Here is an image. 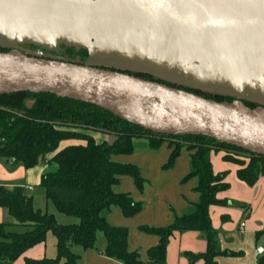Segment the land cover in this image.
<instances>
[{
  "label": "trees",
  "instance_id": "obj_1",
  "mask_svg": "<svg viewBox=\"0 0 264 264\" xmlns=\"http://www.w3.org/2000/svg\"><path fill=\"white\" fill-rule=\"evenodd\" d=\"M8 50L0 48V51ZM118 71L166 83L219 102L236 99L156 79L143 72ZM243 101L250 107L263 105ZM99 135L113 139H99ZM139 137L148 138L153 149H158L164 141H171L174 147L164 165L166 169L175 164L183 148L193 151L191 170L182 181L193 177L198 180L195 191L199 200L194 212L176 216L171 224L164 227H140L141 231L159 237V243L147 250L148 261L166 264L167 246L173 233L194 230L204 234L207 249L204 253L192 254V259H203L204 264H217V257L224 252L212 225L210 207L221 203L217 194L226 190L229 184L224 181L225 173H214L211 152L229 150L248 155L247 165L237 174L249 185H254L260 174L264 175V156L202 135L154 133L92 104L50 93L31 92L0 95V157L14 158L26 169L46 160L54 164L55 169L42 176L40 185L45 189L46 198L60 212L76 217L78 222L60 224L54 214L34 207V198L26 193L24 187L0 185V207L8 210L14 219L13 225L25 228L20 232L11 231L8 229L11 224L0 222V264L14 263L28 249L44 242L49 232L57 240L56 257L26 258V264H77L80 256L73 251V246L84 250L94 248L99 232L105 236V256L124 264H143L139 252L129 249L128 228L111 225L103 215L104 210L113 207H118L126 217H133L143 209V203L129 193L113 189L123 175L131 176L139 190L144 189L146 180L138 166L113 159L115 155L132 154L134 140ZM224 158L244 164L230 153ZM261 260L264 261V257Z\"/></svg>",
  "mask_w": 264,
  "mask_h": 264
},
{
  "label": "crops",
  "instance_id": "obj_2",
  "mask_svg": "<svg viewBox=\"0 0 264 264\" xmlns=\"http://www.w3.org/2000/svg\"><path fill=\"white\" fill-rule=\"evenodd\" d=\"M188 1L193 6L192 13L195 14L193 29L196 31L264 24V0ZM105 137L109 140L113 139L99 135V139ZM173 147L171 141H164L158 149H153L148 138L139 137L134 140L132 154L113 156V159L119 163L134 164L140 168L146 180L142 191L137 187L135 180L128 175L120 176L119 183L113 189L115 192L129 193L136 201L143 203V209L133 217H126L118 207H113L104 210L103 215L111 225L128 228L129 249L139 252L143 264H155L148 261L147 250L159 243V237L141 231L140 227L167 226L176 216L194 212L195 204L199 200V194L195 191L197 178L182 181L191 170L193 151L183 148L175 164L169 169L164 168ZM226 154L228 152L224 150H213L210 155L214 173H225L224 181L229 184L226 190L217 194L221 203L210 207L212 225L217 231L220 249L224 252L217 257V264H264L261 260L264 257V175L260 174L256 183L249 185L237 174L240 168L247 165L249 158L235 156L236 159L244 162L241 164L225 159ZM53 169H55L54 164L47 160L41 161L33 168L24 167L21 170V176H24L22 180L15 181L17 176L8 175L4 180L11 183L3 181L0 185L8 188L24 187L26 193L33 196L34 207L47 210L49 205L44 191L36 193L35 190L40 185L42 176ZM0 222L11 224L9 228L16 227L8 210L2 207H0ZM242 223H245L243 227ZM22 228L24 231L25 228ZM101 237L98 235V238ZM51 244L54 245L55 240L51 239ZM105 245L104 239L101 248L83 250L84 264H124L115 258L105 256L103 253ZM260 247L263 248L262 253L258 252ZM206 249L207 242L202 232L176 231L169 239L166 264H204L203 259L193 260L192 254L204 253ZM54 254L55 252L48 253V246L44 241L28 249L12 264H26V258H52Z\"/></svg>",
  "mask_w": 264,
  "mask_h": 264
},
{
  "label": "water",
  "instance_id": "obj_3",
  "mask_svg": "<svg viewBox=\"0 0 264 264\" xmlns=\"http://www.w3.org/2000/svg\"><path fill=\"white\" fill-rule=\"evenodd\" d=\"M19 5L37 12L51 24L49 31L37 30V36L44 39L49 35L54 40H36L38 45H58L68 36L73 44L87 47L73 23L35 3ZM180 34L186 44L207 46V52L219 47L227 54L241 46L242 51L255 53L250 63L264 62V24L199 31L189 26ZM105 64L108 62L102 59L78 63L29 55L18 48L0 51V95L50 93L92 104L154 133L202 135L264 156L263 105L250 107L238 98L231 102L215 101L166 83L103 67ZM255 67L254 70L258 67L264 70L261 65Z\"/></svg>",
  "mask_w": 264,
  "mask_h": 264
},
{
  "label": "rangeland",
  "instance_id": "obj_4",
  "mask_svg": "<svg viewBox=\"0 0 264 264\" xmlns=\"http://www.w3.org/2000/svg\"><path fill=\"white\" fill-rule=\"evenodd\" d=\"M33 1L73 21L77 22V19H82L90 24H97V17L93 16L97 14L96 11H99L100 8L93 0ZM11 16V13L7 12V10L0 5V48H19L16 44V40H24V42L31 40L29 34L24 31V29L17 25H11ZM243 47L244 49L248 48L245 46ZM237 48L226 54L225 52L222 53L219 51H200L192 47L179 52H171L168 55L163 54L165 56H159L153 59H148L145 54L136 51L124 53V47L120 48L119 51L114 50L113 47H103L99 49V52L109 57L108 59L111 60V64L116 67L114 68L115 70L148 72L177 84L228 94L242 100H250L264 105V70L257 72L256 69H253L256 65L264 67V62H259V64L250 63L255 53L242 51L243 48L241 46ZM21 50L29 55L40 53L28 48H23ZM27 102H29V100H27ZM228 153L233 154L234 157L244 156L249 158L248 155L236 152L233 153V151L231 152L229 150ZM136 159L138 160L139 158L137 157ZM40 163L41 162L38 164ZM22 169H24L22 162L15 161L11 163V159L0 157V183L3 181L11 183V181L4 180L8 175L12 177L17 176L18 178H15V181L22 180L24 178V176H21ZM35 191L36 193L44 191L45 195V189L40 185L36 187ZM47 205H49V207L47 210L44 208V210L54 214L58 223L68 225L78 222L76 217L60 212L52 201L48 200ZM8 229L18 232L23 230L21 226L10 227ZM98 235L102 236L101 239H97L95 245V248L99 249L105 237L102 232H99ZM51 239L55 240L54 245L51 244ZM45 241L48 246V253L55 252L52 258L56 257L57 240L54 234L49 232ZM83 250L84 249L80 246H73V251L81 256L77 264H84Z\"/></svg>",
  "mask_w": 264,
  "mask_h": 264
},
{
  "label": "flooded vegetation",
  "instance_id": "obj_5",
  "mask_svg": "<svg viewBox=\"0 0 264 264\" xmlns=\"http://www.w3.org/2000/svg\"><path fill=\"white\" fill-rule=\"evenodd\" d=\"M93 2L98 5L100 10L102 8L101 11H96L97 14L93 16L97 17V24H90L82 19H77V22L73 21L70 18L50 11L33 0H0V5L11 13V25H17L24 29L31 38L28 42L16 40L19 48H15L20 50L28 48L38 51L40 53L36 55L39 56L78 63H88L89 60L102 59L108 62V64L102 65L103 67L116 68L111 64L108 56L100 54L99 49L113 47L114 50L119 51L120 48L124 47V53L136 51L145 54L148 59L165 56L163 54L168 55L171 52H179L192 47L207 52V46L188 45L183 40L182 34H180L183 31H187L189 26L194 27L195 14L192 13L193 6L189 1L93 0ZM20 3H35L53 15L73 23L85 40L87 47L73 44V41L68 36L67 39H63L58 45H38L36 40H43L44 42L54 40L49 35L44 39L37 36V30L49 31L51 29L49 25L51 24L41 18L37 12L22 9L19 5ZM189 13L192 21L188 15ZM216 51L222 52L223 50L218 47L213 52ZM256 70L260 72L259 67ZM143 73L151 74L156 79L169 81L152 73ZM169 82L175 83L173 81ZM205 92L222 94L206 90Z\"/></svg>",
  "mask_w": 264,
  "mask_h": 264
},
{
  "label": "built area",
  "instance_id": "obj_6",
  "mask_svg": "<svg viewBox=\"0 0 264 264\" xmlns=\"http://www.w3.org/2000/svg\"><path fill=\"white\" fill-rule=\"evenodd\" d=\"M244 225H245V223H242V224H241L242 227H243ZM258 252H259V253H262V252H263V248H261V247L258 248Z\"/></svg>",
  "mask_w": 264,
  "mask_h": 264
}]
</instances>
